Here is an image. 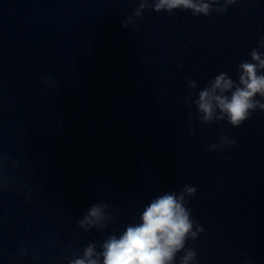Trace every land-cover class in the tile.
I'll list each match as a JSON object with an SVG mask.
<instances>
[{"label":"water","instance_id":"obj_1","mask_svg":"<svg viewBox=\"0 0 264 264\" xmlns=\"http://www.w3.org/2000/svg\"><path fill=\"white\" fill-rule=\"evenodd\" d=\"M144 2L0 0V264L99 252L185 185L203 232L174 264L188 249V264H264V109L234 127L196 103L222 72L238 84L253 50L264 60V0H203L208 16ZM97 202L107 227H81Z\"/></svg>","mask_w":264,"mask_h":264},{"label":"clouds","instance_id":"obj_2","mask_svg":"<svg viewBox=\"0 0 264 264\" xmlns=\"http://www.w3.org/2000/svg\"><path fill=\"white\" fill-rule=\"evenodd\" d=\"M228 2L234 3L235 0ZM146 6L144 0H141L134 15H142ZM177 8L191 9L193 15L203 13L208 16L211 5L203 0L199 3L196 0H158L154 6L156 12L166 9L169 14ZM226 10L223 8L219 11ZM122 24L127 27L126 23ZM259 43L264 45V39ZM251 60L257 63L242 62L239 65L238 84L227 73L222 72L210 83V87L200 91L196 103L199 111L204 114V120H211L218 108L221 114L227 115L228 122L236 127L249 118L250 110L257 106L264 109V103L255 99L257 94L264 99V74L260 73L264 69V60L256 50L251 52ZM196 192L195 187L185 185L179 194L168 192L154 198L144 208L139 223L127 225L119 236L110 235L101 244L99 252H96L94 244H89L84 250L83 258L72 260L70 264H174L177 253L185 249L189 238L195 240L198 233L203 232L199 224L193 231L192 211L185 200V195L193 197ZM107 207L104 202L91 205L78 224L81 227H107L101 223L105 219L104 209ZM196 255L193 249H188L180 264H188Z\"/></svg>","mask_w":264,"mask_h":264}]
</instances>
